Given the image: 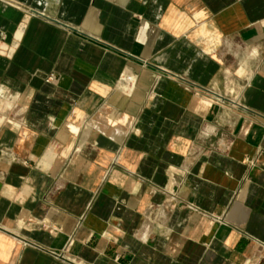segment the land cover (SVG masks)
Listing matches in <instances>:
<instances>
[{
  "label": "crops",
  "instance_id": "crops-1",
  "mask_svg": "<svg viewBox=\"0 0 264 264\" xmlns=\"http://www.w3.org/2000/svg\"><path fill=\"white\" fill-rule=\"evenodd\" d=\"M264 264V0H0V264Z\"/></svg>",
  "mask_w": 264,
  "mask_h": 264
},
{
  "label": "built area",
  "instance_id": "built-area-1",
  "mask_svg": "<svg viewBox=\"0 0 264 264\" xmlns=\"http://www.w3.org/2000/svg\"><path fill=\"white\" fill-rule=\"evenodd\" d=\"M70 263H72V264H77L76 262H74V261H72V260L70 261Z\"/></svg>",
  "mask_w": 264,
  "mask_h": 264
}]
</instances>
